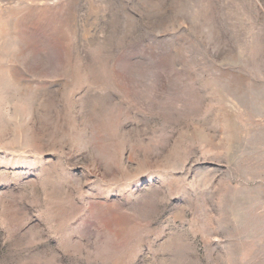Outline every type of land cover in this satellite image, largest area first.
<instances>
[{
	"label": "rangeland",
	"instance_id": "obj_1",
	"mask_svg": "<svg viewBox=\"0 0 264 264\" xmlns=\"http://www.w3.org/2000/svg\"><path fill=\"white\" fill-rule=\"evenodd\" d=\"M0 264H264V0H0Z\"/></svg>",
	"mask_w": 264,
	"mask_h": 264
}]
</instances>
